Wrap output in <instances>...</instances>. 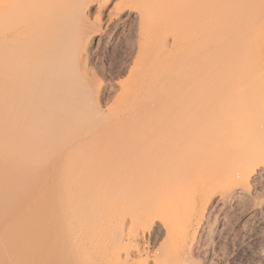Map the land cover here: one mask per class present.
<instances>
[{
    "label": "bare ground",
    "instance_id": "obj_1",
    "mask_svg": "<svg viewBox=\"0 0 264 264\" xmlns=\"http://www.w3.org/2000/svg\"><path fill=\"white\" fill-rule=\"evenodd\" d=\"M47 1L0 0V264H196L210 202L264 227V0H207L203 22L152 0L143 71L106 112L75 67V17Z\"/></svg>",
    "mask_w": 264,
    "mask_h": 264
},
{
    "label": "rangeland",
    "instance_id": "obj_2",
    "mask_svg": "<svg viewBox=\"0 0 264 264\" xmlns=\"http://www.w3.org/2000/svg\"><path fill=\"white\" fill-rule=\"evenodd\" d=\"M63 2L67 0H49L46 5L44 4L43 11H49L52 7L51 11L59 8L57 10L58 14H61L58 15L59 18L62 20L65 18L64 20L68 22L75 17L74 21L70 22L74 23L70 26H74L69 28L70 31L73 30L71 31L73 34L71 32L69 34L76 37L71 49L77 59L75 67L86 79L88 90L90 94L92 93L91 102L93 101L94 108L106 112L121 101V83L129 81L133 75L138 77L142 73V66L137 62L138 51L142 44L154 35L153 19L161 14L155 11L156 6L152 0H71L72 3L76 2L78 7L73 4L72 9L76 10L77 7V12L71 9L73 12L69 11V13L59 12ZM166 8L171 10V15H165L167 17L182 14L188 17L193 13L202 22L210 14L207 0H177L168 3ZM165 23L164 31L177 29L171 18H167ZM65 24L69 26V23ZM203 25L204 23L200 25L192 23L184 26L182 32H189L195 37L200 35L205 40ZM64 29L63 32L68 33ZM164 35L167 34L164 32ZM261 186L264 187V184ZM261 186L254 189L256 193L259 191L264 195V188ZM210 203L204 212L203 229L197 235L198 245L194 246L193 250L196 264H249L250 262V264H262L264 227L247 220L251 207L245 203V206L242 204L225 209L215 202ZM253 207L258 209L261 205L258 203ZM219 214L224 217L220 236L216 231ZM217 236L220 238L218 239Z\"/></svg>",
    "mask_w": 264,
    "mask_h": 264
}]
</instances>
